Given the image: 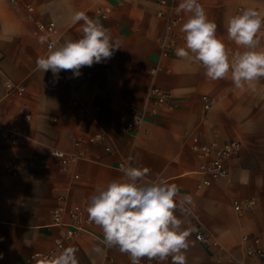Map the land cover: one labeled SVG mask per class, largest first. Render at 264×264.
Wrapping results in <instances>:
<instances>
[{
	"label": "crops",
	"instance_id": "1",
	"mask_svg": "<svg viewBox=\"0 0 264 264\" xmlns=\"http://www.w3.org/2000/svg\"><path fill=\"white\" fill-rule=\"evenodd\" d=\"M15 1L0 0V118L22 143L8 144L0 135V264H44L34 256L49 252L64 235L62 227L52 225V212L77 205L88 215L90 197L123 179L118 166L128 157L132 166L150 169L146 180L163 178L178 186V199L191 196L187 211L175 213L190 231L186 264H264V257L246 254L247 246L264 248V78L255 91H241L230 74L210 80L200 62L162 56L165 24L156 17V0ZM198 2L216 22L230 53L243 49L228 40L227 19L246 8L264 15V0ZM179 3L174 2L171 14L176 45L183 47L180 28L189 14H177ZM27 4L33 7L30 14ZM103 6L111 8L106 20L95 14ZM77 12L99 22L121 48L110 59L82 67L79 76L61 70L57 78L50 70L38 71L36 60L46 55L47 42L59 45L82 36L83 21L72 20ZM50 23L53 32L36 33L37 24ZM258 37L264 45V31ZM6 83L20 84L23 94L8 91ZM150 88L169 92L173 108L151 103ZM204 96L212 102L209 110ZM142 108L148 114L140 129L126 131L132 111ZM192 138L201 145L239 142V151L226 161L227 179L197 187ZM52 150L78 159L63 170ZM10 160L18 164L17 176L4 170ZM245 200L254 201V209L238 214L233 203ZM195 229L207 244L194 239ZM63 246L77 249L78 264H131L118 247L105 245L94 223L85 224ZM148 263L171 264V258L141 260Z\"/></svg>",
	"mask_w": 264,
	"mask_h": 264
},
{
	"label": "clouds",
	"instance_id": "2",
	"mask_svg": "<svg viewBox=\"0 0 264 264\" xmlns=\"http://www.w3.org/2000/svg\"><path fill=\"white\" fill-rule=\"evenodd\" d=\"M177 14L188 13L180 31L185 45L175 49V55L189 62L197 61L210 80L229 76L236 89L255 91L257 82L264 78V47L258 34L264 28V15L254 8H246L226 21L228 40L243 49L230 53L223 38L217 35V24L210 20L198 0H180ZM73 23L83 21L82 36L67 39L59 45H49L46 55L36 60V69L51 71L58 78L61 70L80 75L82 67L110 59L120 49L119 41L99 22L85 13L77 12ZM41 37V42L45 41ZM120 165L123 179L109 182L90 197L87 206L88 221L102 229L107 247H118L129 256L131 264L141 260L186 264L190 231L182 228L184 221L175 213L186 212L190 195L178 199L180 190L163 178L146 180L150 169ZM77 249L68 246L58 255L46 258V264H78ZM95 251L99 252L97 248Z\"/></svg>",
	"mask_w": 264,
	"mask_h": 264
},
{
	"label": "built area",
	"instance_id": "3",
	"mask_svg": "<svg viewBox=\"0 0 264 264\" xmlns=\"http://www.w3.org/2000/svg\"><path fill=\"white\" fill-rule=\"evenodd\" d=\"M176 0H156L158 10L156 17L162 20L165 24L164 36L161 42V54L162 56L175 55L176 36L173 31L175 25V19L172 17V10L174 9V2ZM10 3L15 4V0H10ZM27 12L30 14L33 11V7L30 4L25 6ZM95 14L102 20H106L111 14V8L107 6L98 7L95 9ZM264 28L261 29V32ZM53 32V24L48 25L37 24V34H47ZM262 44L261 38H259ZM51 42L46 43L48 49ZM264 47V45H261ZM5 88L8 91H13L17 96L23 94V86L20 84L14 85L6 83ZM148 100L157 107H165L167 109L173 108L171 104V94L163 91L159 88H150L148 91ZM204 103V109L209 110L212 107V102L207 97H202ZM19 114L25 119L29 120L30 116L26 114L24 107L18 108ZM82 113V112H80ZM148 114L147 108L132 111L131 120L125 125V130L130 132H137L144 123ZM9 122L0 118V135L4 142L8 144L22 143V140L14 132H10L7 129ZM80 143L79 140L75 141V145ZM191 149L198 159L197 168L195 174L200 177V181L197 185L198 188H205L210 186L213 182L218 180L227 179L229 171L226 166V161L230 156L235 155L239 149L240 144L237 141H226L220 145L210 144L201 145L197 138H192ZM51 155L59 160L61 168L63 170L69 169L78 159L77 155H68L59 150H52ZM121 165V164H120ZM120 165L118 166L120 170ZM5 172L11 176H17L19 174L18 164L14 160H10L4 167ZM254 201L245 200L243 203L234 202L233 208L238 214L252 211L254 209ZM88 215H86L83 209L77 205L64 208L60 206L58 209L52 212V225L62 227L64 235L60 239H56L54 247L45 254H37L34 257L41 260L46 264V258L53 255H58L64 249L63 243L71 240L76 234L83 231V226L88 224ZM194 239L197 242L207 244L208 239L202 236L199 229L194 230ZM257 242L255 241V244ZM246 254L249 256L264 257V248H260L254 245L246 247ZM149 264V263H148Z\"/></svg>",
	"mask_w": 264,
	"mask_h": 264
}]
</instances>
